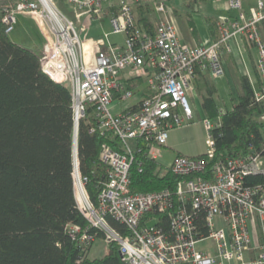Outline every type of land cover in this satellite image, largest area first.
<instances>
[{
  "label": "built area",
  "instance_id": "built-area-1",
  "mask_svg": "<svg viewBox=\"0 0 264 264\" xmlns=\"http://www.w3.org/2000/svg\"><path fill=\"white\" fill-rule=\"evenodd\" d=\"M179 2L0 0V7L7 34L14 30L18 16L27 15L38 19L42 30L51 35L41 66L50 79L68 85L72 93L78 205L89 222L106 233L108 243L119 244L125 264H264V183L248 184L252 176L264 177V152L251 148L239 157H217L216 126L209 119L203 122L205 157L177 155L167 167L182 179L174 192H131L137 148L144 145L146 155L160 164L161 148L168 145L170 131L192 121L187 91L192 88L197 67L214 79L225 76L223 57L232 53L237 38L247 41L255 51L261 81L255 101L264 110V37L260 29L264 0H258L249 14L243 10V0H227L236 15L230 21H218L219 40L194 46L183 42L176 24L174 5ZM63 7L73 10L77 23ZM147 8L153 30L141 23L140 13ZM104 18L109 20L111 33L96 39L81 38L77 25L88 29L93 20ZM111 36H121L122 41H112ZM139 81L146 83V95L124 106L142 91L137 86L127 89L126 84ZM89 106L95 109L98 131L112 134L124 151L102 146L99 161L108 167V180L97 206L86 190L87 179L80 174L77 157L79 124ZM261 118L264 121V112ZM157 214H169L170 232L159 227ZM199 214L204 216L206 233ZM108 216L126 225L131 236L123 238L112 230ZM68 229L82 244L95 241L78 226ZM207 241H212L214 248L198 249Z\"/></svg>",
  "mask_w": 264,
  "mask_h": 264
},
{
  "label": "trees",
  "instance_id": "trees-1",
  "mask_svg": "<svg viewBox=\"0 0 264 264\" xmlns=\"http://www.w3.org/2000/svg\"><path fill=\"white\" fill-rule=\"evenodd\" d=\"M143 27L155 29L151 10L140 13ZM0 7V264H125L119 244L108 243L103 258L89 257L93 242L85 245L73 238L68 227L78 226L94 240L107 238L79 208L75 191V121L70 87L50 79L42 70L41 57L11 41ZM218 19H209L213 40L220 38ZM264 37V29L260 28ZM246 42L248 53L253 50ZM255 87L247 75L235 71L236 94L232 108L222 110L217 88L208 71L196 69L192 82L207 119L213 122L216 156L239 157L255 149L264 152V110L255 101ZM127 83L132 89L142 84ZM104 144L124 152L113 135L97 129L94 107L89 106L77 135L79 171L86 190L97 206L108 180V167L99 161ZM143 149H142V148ZM139 146L131 167V192L148 194L174 192L182 180L146 155ZM198 158L205 157V153ZM264 177L252 176L249 185L263 184ZM159 227L170 232L169 214H157ZM199 223L206 233L203 214ZM112 230L123 238L131 232L126 225L107 217ZM95 242V241H94Z\"/></svg>",
  "mask_w": 264,
  "mask_h": 264
},
{
  "label": "crops",
  "instance_id": "crops-1",
  "mask_svg": "<svg viewBox=\"0 0 264 264\" xmlns=\"http://www.w3.org/2000/svg\"><path fill=\"white\" fill-rule=\"evenodd\" d=\"M210 2V3H209ZM258 0H243V10L246 12V14H249L250 10L253 7L257 6ZM209 3V4H208ZM179 6H184V11H179ZM205 6H207L210 10L207 13H201V8L203 9ZM182 8V7H181ZM175 9V21L176 24L180 30L182 40L187 45H202L203 43L207 41H212L213 36L212 32L209 28V19H218V21H230V19L236 15L235 11H231L229 9V5L227 0H185V2L181 3L179 2L174 5ZM192 11V13H191ZM20 17V16H19ZM18 17V18H19ZM17 18V20H18ZM182 21V23H181ZM187 26L186 32L183 31L182 25ZM262 29H264V25L262 26ZM46 32V31H45ZM42 30V33L44 34L45 41L51 37V35L47 36V33H45ZM46 44V42H45ZM246 42L243 39L237 38L233 44V51L229 54H224V66L226 74L225 76L214 79L211 74L209 73V76L212 78L216 88H217V95H218V101L223 107L222 110L231 109L232 108V101H231V94L232 88H236L235 84V71H239L241 75H247V66L246 62L244 61V56L248 57V60L250 64H255V51L251 50L250 53H248V50L246 49ZM45 46V45H44ZM249 77V76H248ZM250 78V77H249ZM251 79V78H250ZM145 82L143 81L142 85H137V89L142 90L140 92H137L140 94V96L146 95L147 93V85L145 83V87L143 86ZM135 85V84H133ZM136 87V86H135ZM197 83L193 84L192 88L190 90L193 91V118L194 115L197 114L198 117L202 118L200 121H202V124H195L194 126H191V123L181 127L182 128H188L191 129L190 132L186 133L187 139L185 140H179L181 137L179 133V130H172L170 131L168 145L163 149L170 150V154L172 153V157L174 159L177 155H184L189 157H196L199 155H202L206 152L205 149V139H204V132L206 135V130L204 126V120L207 119V115L205 113V110L202 106V98L200 94L197 92ZM136 102V101H135ZM134 103V102H132ZM131 103V104H132ZM180 129V130H181ZM161 150V153H162ZM172 159V160H173ZM171 160V161H172ZM160 165L164 164L167 167L169 166V163L161 162ZM162 166V165H161ZM166 167V168H167Z\"/></svg>",
  "mask_w": 264,
  "mask_h": 264
},
{
  "label": "rangeland",
  "instance_id": "rangeland-1",
  "mask_svg": "<svg viewBox=\"0 0 264 264\" xmlns=\"http://www.w3.org/2000/svg\"><path fill=\"white\" fill-rule=\"evenodd\" d=\"M183 2L184 1L181 0V5ZM179 7H180V8H178L179 11L185 10V8H183L184 6H179ZM209 10L210 9L207 6H205L203 9L201 8L200 12L205 14V13L209 12ZM63 11L75 23H77L75 13L73 12V10L69 9V7H63ZM191 13H192V11H191ZM181 23H182V21H181ZM77 27H78V30L80 31V36L83 40L84 39H96V38L101 37L105 33H111V31H112L110 24H109V20L107 18H104L102 21L93 20L90 23V26L88 29H84L83 27L80 29V25H77ZM182 29L184 32H186V29H187L186 24H185V26L182 25ZM9 38L11 39L12 42H14L20 46H23L27 49L32 50L33 52H35L40 57L42 56V54L44 52L45 42H47V40L45 41L44 34L42 33V23H40V21L38 19L31 17V16H27V15H21L18 18L14 30L9 34ZM111 40L121 42L122 37L121 36H111ZM244 61L246 62L248 76L251 78V81L253 82L254 86L257 87L258 86L257 76H256L255 70H254L252 64H250L247 56L246 57L244 56ZM143 86L145 87V83L143 84ZM231 91L233 94H236V88H232ZM139 99H140V94L137 93L131 102L127 101L123 105L124 106L130 105L132 102L138 101ZM187 99L189 100V103H190L191 107L193 108L194 97H193V91L192 90L187 91ZM223 106L224 105L222 103V107ZM113 112L116 113L117 110L114 109ZM201 119L202 118L198 117L197 114H195L194 119L191 121V126H194L195 124H202V121H200ZM190 127L182 128V129L181 128H175L172 130H174V131L179 130V132H177L181 136L179 138V140H185L186 141V139H187L186 133L191 131V129H189ZM204 139H205V149H207L205 132H204ZM161 150H162V148H161ZM169 151L170 150H165V149L162 150L161 154H162L163 161H161V162H164L165 164L171 162L173 157H172V153L170 154ZM162 158H161V160H162ZM161 165L164 168L167 167L164 164H161ZM197 247L200 250L212 249V248H214V243L212 241H207L205 243H200ZM107 252H108V241L105 239H96L95 242H93L89 257L91 259L103 258L107 254Z\"/></svg>",
  "mask_w": 264,
  "mask_h": 264
}]
</instances>
